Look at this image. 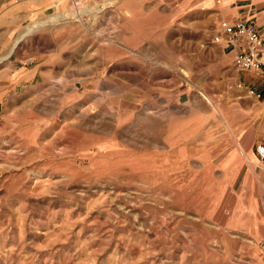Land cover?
Listing matches in <instances>:
<instances>
[{
  "label": "rangeland",
  "instance_id": "rangeland-1",
  "mask_svg": "<svg viewBox=\"0 0 264 264\" xmlns=\"http://www.w3.org/2000/svg\"><path fill=\"white\" fill-rule=\"evenodd\" d=\"M210 1L0 0V264H264V69Z\"/></svg>",
  "mask_w": 264,
  "mask_h": 264
},
{
  "label": "built area",
  "instance_id": "built-area-1",
  "mask_svg": "<svg viewBox=\"0 0 264 264\" xmlns=\"http://www.w3.org/2000/svg\"><path fill=\"white\" fill-rule=\"evenodd\" d=\"M225 41L235 47H241L233 59V66L238 71H258L264 69L262 62L263 37L259 34L254 25L245 21L226 22L218 24V33L214 36L213 42ZM249 95L254 91L249 90ZM256 152L264 164V145H259Z\"/></svg>",
  "mask_w": 264,
  "mask_h": 264
},
{
  "label": "crops",
  "instance_id": "crops-1",
  "mask_svg": "<svg viewBox=\"0 0 264 264\" xmlns=\"http://www.w3.org/2000/svg\"><path fill=\"white\" fill-rule=\"evenodd\" d=\"M207 3H208V0H195V4H197L198 7L206 6L209 4V3L208 4ZM246 3H248V4L252 3L255 7H259L257 5H259L260 3H264V0H211L210 1L211 10L219 13V14H216V17H215V20L218 21V23H220V21H219L220 19H221V21H226V22H230V23L235 22V21L249 20V16L244 14V12H245L244 10L246 8H244L245 6L243 4H246ZM255 7H249V8H251L250 11L251 12L257 11V10L260 11L259 8H255ZM231 12H234L237 14L233 15V13H231ZM256 22H258V19ZM263 40H264V38H263ZM262 62L264 63V45L262 48ZM262 70L263 69H260L258 71H253V72L261 73ZM259 92L260 93L262 92L263 94L261 96L264 97V90L259 91ZM252 96L259 98V94L258 95L254 94ZM256 119H259V117H257V118L254 117V119L252 118V120H256ZM253 123H254V121H253ZM252 130L255 132V134H253V136L251 138L252 143L250 144V147H252V149H253L255 147L257 148L259 145H264V126L258 127L257 130L252 128ZM256 148H255L254 154L259 159V156L256 152ZM260 163H261V161H260ZM261 164H262V166H264L263 163H261Z\"/></svg>",
  "mask_w": 264,
  "mask_h": 264
},
{
  "label": "bare ground",
  "instance_id": "bare-ground-1",
  "mask_svg": "<svg viewBox=\"0 0 264 264\" xmlns=\"http://www.w3.org/2000/svg\"><path fill=\"white\" fill-rule=\"evenodd\" d=\"M34 26V25H33ZM43 26V25H42ZM14 48V46L11 48V50Z\"/></svg>",
  "mask_w": 264,
  "mask_h": 264
}]
</instances>
